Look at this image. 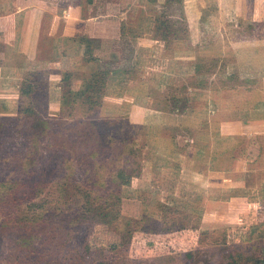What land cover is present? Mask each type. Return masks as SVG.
<instances>
[{"label": "rangeland", "instance_id": "rangeland-1", "mask_svg": "<svg viewBox=\"0 0 264 264\" xmlns=\"http://www.w3.org/2000/svg\"><path fill=\"white\" fill-rule=\"evenodd\" d=\"M60 5L69 7V0ZM98 9L105 12V0L98 1ZM157 10L162 15L180 13L179 7ZM239 27L218 38L222 47L243 41L241 32L248 37L245 26ZM251 32L264 38V24ZM207 40L211 39L204 43ZM161 48L140 53L138 74L136 69L113 73L111 67L97 71L94 64L93 74L78 92L70 84L83 81L82 75L65 74L57 94L59 109L51 110L48 86V98L42 99L38 85L35 92L24 86L30 96L21 110H0V193L21 183L15 212L6 217L0 211V264H254L245 257L254 258L264 248V219L248 215L238 228L201 229L198 205L204 199L195 195L193 174L182 173L180 165L165 167L162 159L156 163L144 134L148 123H169V110L174 116L189 114L184 120L188 124L192 116L204 117L210 107L215 109L220 83H229L235 75L259 82L264 71L241 68L237 74L230 64L226 73L208 77L196 69L203 57L211 61L224 55L226 64L241 65L246 55L233 58L229 50L207 49L185 53L181 60L179 53L158 52ZM94 50L96 59L104 56L100 43ZM130 55L123 56L128 60ZM255 86L242 88L251 92ZM238 94L241 102L249 100L246 92ZM229 100L228 95L220 99L223 104ZM146 112L155 115L139 124ZM215 112V119L206 124L209 128L222 122L220 109ZM185 151L176 150L174 159L183 166L189 159ZM236 167L238 173L244 169ZM193 184L195 194L187 190ZM206 212L214 217L210 208ZM187 253H193V259H187Z\"/></svg>", "mask_w": 264, "mask_h": 264}, {"label": "crops", "instance_id": "crops-1", "mask_svg": "<svg viewBox=\"0 0 264 264\" xmlns=\"http://www.w3.org/2000/svg\"><path fill=\"white\" fill-rule=\"evenodd\" d=\"M98 1L69 0L70 6L65 8L61 0L0 1V110H21V103L29 99L30 87L35 92V86L42 84L49 88L51 110L59 109L61 95L57 94L65 74L69 78L82 75L83 81L70 84V89L78 92L93 74L94 64L97 71L111 67L113 73L137 72L140 53L153 46L162 47L158 52L166 49L167 54L179 53L181 60H185V53L229 50L233 58L245 54L247 62L228 63L225 73L230 64L237 74L241 68L264 71V38L251 32L264 24V0H111L117 3L115 8L105 0L106 10L102 13ZM161 6L167 10L179 7L180 13L162 15L157 10ZM240 23L248 37L241 32L243 41L222 47L218 38L227 37L231 29L241 30ZM80 37L92 41L90 54L87 45L78 40ZM203 39L211 40L204 43ZM96 42L103 48L104 56L99 59L93 56ZM129 52L132 56L127 60L123 55ZM223 56L212 58L225 64ZM201 64H196L197 70ZM239 77L231 76L229 83H220L216 88L213 106L220 109L218 121H222L217 127L206 125L217 115L211 107L204 117L192 116L191 124L184 121L189 114L174 116L169 110V123H148L145 127L146 149H153L156 163L162 159L165 167L181 166L182 173L193 174L191 182L198 186V192L195 194L194 184L187 190L204 199L198 205L203 230L210 226L238 228L248 221V215L264 219V75L259 82H253V77L246 81ZM244 84L256 88L250 92L242 88ZM24 86L29 89L23 91ZM242 91L249 100L240 101L238 92ZM226 95L230 100L223 104L220 99ZM152 115L155 113L146 112L139 124ZM175 120L183 123L175 125ZM253 138L257 141L252 143ZM180 148L190 159L185 166L174 160ZM237 165L244 166L239 173ZM209 208L213 218L206 216Z\"/></svg>", "mask_w": 264, "mask_h": 264}, {"label": "trees", "instance_id": "trees-1", "mask_svg": "<svg viewBox=\"0 0 264 264\" xmlns=\"http://www.w3.org/2000/svg\"><path fill=\"white\" fill-rule=\"evenodd\" d=\"M78 40L83 44L87 45V50H88L87 53L90 54L92 41L85 37L82 38L80 37ZM221 63L222 61L220 59H214L211 61L204 59L198 71L204 73L205 75H212L214 73H218L219 71L223 73L225 71L224 69L226 67V63L225 64H221ZM45 87H46L45 84L41 85L40 97L42 99L48 98L47 93H45V89H44ZM71 95H75V94L71 92ZM75 97H77V95ZM14 184L15 185H13L12 187H9L8 189H5L3 192L0 193V211L6 217L14 213L19 204V198L21 194V183L17 182ZM122 184H124V181ZM199 222H201V219H199ZM185 257L187 259H193L194 254L187 253L185 254ZM245 259L246 261L248 260L249 262H253L254 264H264V248H261L259 250V254L254 258L252 255L251 257H245Z\"/></svg>", "mask_w": 264, "mask_h": 264}]
</instances>
